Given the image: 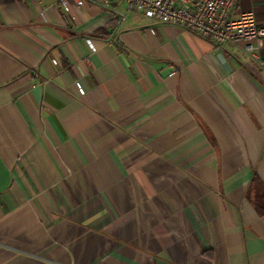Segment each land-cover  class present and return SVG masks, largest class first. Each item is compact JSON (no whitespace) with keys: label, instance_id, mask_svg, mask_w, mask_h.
Returning <instances> with one entry per match:
<instances>
[{"label":"crops","instance_id":"1","mask_svg":"<svg viewBox=\"0 0 264 264\" xmlns=\"http://www.w3.org/2000/svg\"><path fill=\"white\" fill-rule=\"evenodd\" d=\"M58 2L0 0V264H264L247 40Z\"/></svg>","mask_w":264,"mask_h":264},{"label":"built area","instance_id":"2","mask_svg":"<svg viewBox=\"0 0 264 264\" xmlns=\"http://www.w3.org/2000/svg\"><path fill=\"white\" fill-rule=\"evenodd\" d=\"M88 1L109 11L112 18L107 25L114 30L113 38L120 34L122 24L130 14L139 13L150 19L152 24L177 25L201 37H208L220 49H225L228 44L236 45L238 40H247L243 48L245 53L264 66L261 54L264 22L258 21L253 10L235 15L239 0H59L58 5L69 12L73 4L82 7ZM76 84L80 93H84L81 84Z\"/></svg>","mask_w":264,"mask_h":264},{"label":"water","instance_id":"3","mask_svg":"<svg viewBox=\"0 0 264 264\" xmlns=\"http://www.w3.org/2000/svg\"><path fill=\"white\" fill-rule=\"evenodd\" d=\"M220 57H221V59H222V60L225 62V59H224V57H223L222 55H221Z\"/></svg>","mask_w":264,"mask_h":264}]
</instances>
